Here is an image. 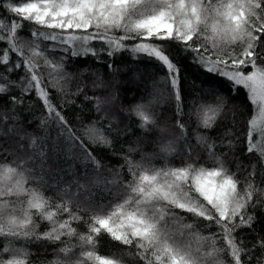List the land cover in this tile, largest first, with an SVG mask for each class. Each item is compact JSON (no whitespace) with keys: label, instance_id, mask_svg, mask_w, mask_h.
Wrapping results in <instances>:
<instances>
[{"label":"snow or ice","instance_id":"1","mask_svg":"<svg viewBox=\"0 0 264 264\" xmlns=\"http://www.w3.org/2000/svg\"><path fill=\"white\" fill-rule=\"evenodd\" d=\"M0 9V264H32L37 242L53 246L50 264H264V0H0ZM124 53L165 69L129 107L118 106L115 77L140 75L117 67ZM89 56L107 79L66 69ZM178 60L206 77L193 93ZM218 80L253 106L239 129ZM34 103L40 134L29 131ZM165 104L169 117L157 111ZM84 105L93 117L71 121L68 108ZM136 131L155 132L156 150L143 151V137L127 143ZM104 234L120 253H98Z\"/></svg>","mask_w":264,"mask_h":264},{"label":"trees","instance_id":"2","mask_svg":"<svg viewBox=\"0 0 264 264\" xmlns=\"http://www.w3.org/2000/svg\"><path fill=\"white\" fill-rule=\"evenodd\" d=\"M0 14L8 15L7 13L3 12V9H0ZM28 31L27 26L25 27V32ZM47 43V42H46ZM58 55V54H57ZM178 62L181 64V76L183 81V90L186 93H193L194 91L199 89L200 82L203 81L206 77L203 73H196L195 70L187 64V61H180ZM88 66L92 69L98 70L99 72L104 73L105 78H108V73L105 68L101 66V64L94 63L93 58L89 56L87 60H77V59H70L66 64V69L70 72H75L77 69ZM116 65L119 68H130L134 69L136 73L140 75V81L134 82L132 79L131 74H124L120 73L117 74L115 80L118 83L115 84V90L118 94V106L122 107H129L137 100H139L141 95H145L147 92L152 91L151 82L157 81L165 76V69L160 67L156 64L155 61L148 62L147 60H141V62H136L133 60L132 56L129 53H124L122 56L116 57ZM196 75H199V79H195ZM213 80H217L216 77H211ZM195 80V83L193 81ZM90 83V81H89ZM72 91L75 90L76 84L75 82L69 85ZM161 89H163V85H158ZM218 87L221 92H223L227 97V107L225 111L228 114V119L231 120V112L228 109L232 108L233 106L236 109V121H237V129L244 124V122L250 117L253 113V106H251L250 102L247 99L246 91L240 89L235 95H232L228 91V84L223 80H218ZM99 94V93H98ZM90 105H84L83 108H78L76 106H70L67 110V115L71 121H76L77 119L83 121H89L93 117V113L89 111ZM33 111L35 113L34 116L30 115V118L33 119L34 123L30 126L29 131L39 133L38 130V123L40 119L41 109L39 103H34ZM157 111L161 112L164 117L171 116V108L169 104H165L162 108H158ZM125 124L131 125L135 128L134 120H126L124 121ZM194 126V125H193ZM228 126H231L230 124ZM123 127V124H122ZM137 137H143L141 141V148L143 151L147 153H152L155 151V145L153 141L156 138L155 132L150 133L148 135H144L143 133L136 131L134 136H130L127 138V143L133 144ZM125 144L117 143L115 149L117 152L122 150H126ZM103 162L107 164L109 167H118L121 161H119L114 156H109L107 151L103 153L101 156ZM133 158L136 160L140 159V154L135 153L133 154ZM174 163L178 164V160H174ZM157 166H160V162H155ZM233 170H235V165H230ZM242 178V177H241ZM257 181H260V177H257ZM264 187V184H261ZM46 195L51 196V191H46ZM78 227L80 232L86 231V227L83 224L74 225ZM47 227L46 224H41V229L44 230ZM257 229L261 228V225H256ZM210 231V230H207ZM206 234V233H205ZM264 235V232L261 233ZM251 236V233H248ZM98 245L97 251L99 254H110V253H120L123 246L119 245L117 242L111 241L110 238L104 234L98 238ZM46 245V242H37L29 245V251L32 254L30 259L32 264H50L51 261L55 259V254L53 252V246ZM129 260V264H132L131 258H126Z\"/></svg>","mask_w":264,"mask_h":264}]
</instances>
